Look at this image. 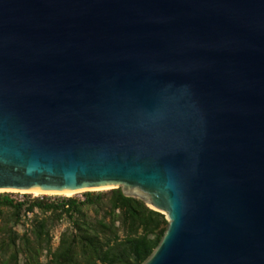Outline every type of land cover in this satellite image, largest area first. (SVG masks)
I'll use <instances>...</instances> for the list:
<instances>
[{"label":"water","instance_id":"water-1","mask_svg":"<svg viewBox=\"0 0 264 264\" xmlns=\"http://www.w3.org/2000/svg\"><path fill=\"white\" fill-rule=\"evenodd\" d=\"M114 189L144 264H264V0H0V193Z\"/></svg>","mask_w":264,"mask_h":264},{"label":"trees","instance_id":"trees-1","mask_svg":"<svg viewBox=\"0 0 264 264\" xmlns=\"http://www.w3.org/2000/svg\"><path fill=\"white\" fill-rule=\"evenodd\" d=\"M15 196L0 193V264H144L168 228L164 215L121 189L83 199ZM62 223L68 227L53 249Z\"/></svg>","mask_w":264,"mask_h":264},{"label":"rangeland","instance_id":"rangeland-1","mask_svg":"<svg viewBox=\"0 0 264 264\" xmlns=\"http://www.w3.org/2000/svg\"><path fill=\"white\" fill-rule=\"evenodd\" d=\"M13 194L16 195L15 198L19 199V200L23 199L24 195H28V194H16V193H13ZM31 196L32 197H38L39 195L36 196V195L32 194ZM50 197H68V196L51 195ZM71 197H76V198H79V199H83L82 193L73 195ZM67 227H68L67 223H62L53 231V237H54L53 238L54 239L53 240V245H54L53 249H55L57 246H59L58 244H59L60 236H61L62 232H64L67 229ZM17 230L22 233V231L24 230V227H18Z\"/></svg>","mask_w":264,"mask_h":264},{"label":"bare ground","instance_id":"bare-ground-1","mask_svg":"<svg viewBox=\"0 0 264 264\" xmlns=\"http://www.w3.org/2000/svg\"><path fill=\"white\" fill-rule=\"evenodd\" d=\"M80 192H66V193H62V194H59V193H48V195H64V196H68V197H71L73 195H76V194H79ZM20 194H24V193H20ZM27 194H33V195H43L44 193H36V192H30V193H27Z\"/></svg>","mask_w":264,"mask_h":264}]
</instances>
